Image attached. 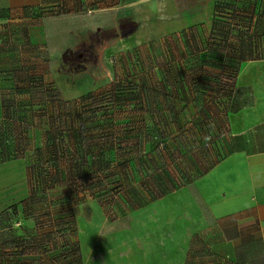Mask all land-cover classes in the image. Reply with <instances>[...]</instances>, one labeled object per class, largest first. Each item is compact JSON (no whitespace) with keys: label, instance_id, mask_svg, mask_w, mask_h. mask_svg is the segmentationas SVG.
<instances>
[{"label":"crops","instance_id":"0c3cea01","mask_svg":"<svg viewBox=\"0 0 264 264\" xmlns=\"http://www.w3.org/2000/svg\"><path fill=\"white\" fill-rule=\"evenodd\" d=\"M217 1L0 0V130L31 100L10 92L17 67L28 62L66 103L110 85L118 95L113 108L121 107L122 121L131 124L124 136L137 144L131 155L140 169V206L108 233L121 230V255L96 237L81 247L83 264H264V58L255 51L236 75L247 98L241 108L233 110L229 92L211 91L216 79L208 71L224 69V59L200 66L190 37L212 36ZM249 1V23L245 12L230 29L221 28L236 35L222 38L223 51L264 50V0H255L261 9ZM247 32L249 40L239 36ZM177 38L181 60L173 70L150 62L151 45ZM139 47L148 49L149 63L133 64L132 49ZM118 54L130 57L127 65L116 61L105 69L103 60ZM42 57L45 71L38 66ZM91 59L96 65H88ZM114 117L116 127L123 123ZM1 162L0 214L30 194L27 183L15 191L12 164Z\"/></svg>","mask_w":264,"mask_h":264},{"label":"rangeland","instance_id":"374dc122","mask_svg":"<svg viewBox=\"0 0 264 264\" xmlns=\"http://www.w3.org/2000/svg\"><path fill=\"white\" fill-rule=\"evenodd\" d=\"M188 18L190 26L193 18L191 15ZM204 34L197 31L195 36L190 37L191 56L195 62L204 59V46L207 40L212 41L209 35ZM249 37H252V33L246 35L245 39L249 40ZM179 39L161 40L151 45L153 55L150 56L148 49L144 47L132 49L133 64H147L149 56L152 64L173 70L181 60V56L177 55ZM216 40L220 41L219 38ZM229 40L235 41V35ZM255 51V57L264 58V50L250 47L242 50L224 48V51L220 50L218 53L219 58H216L220 60L224 56V69L208 71L216 79L211 91L217 95L222 91L229 92L228 95L233 97L234 111L247 101L243 92L236 87V75L244 61L255 59ZM241 53L244 56H240ZM118 55L112 60H103L104 68L116 64V61L126 66L130 57ZM42 59L43 57L38 61V66L45 71L49 63L47 65ZM97 62L91 59L88 65H96ZM232 63L237 65L236 72L227 68ZM24 65L32 67L29 62ZM115 93L117 92L113 93L109 85L104 91L93 92L89 98L84 96L60 106L57 100L45 93L39 97L41 108L21 114L17 125L8 123L5 127L2 126L0 142L6 146H0V162L2 159V164H12L14 178L11 179L14 181L15 191L23 192L27 183L30 185V194L8 212L6 210L0 214V264H83L81 247H91L96 237L104 243L105 239L111 241L112 246H116L118 250H115L116 254L121 255V230L116 235L108 233L112 228H122L121 222L126 212L130 208H139L142 197L141 187L136 183L138 169L135 170L134 155H131L137 144L133 146L132 139L124 136L130 132L131 124L124 121V118L122 121L125 112H118L121 107L117 110L113 108L114 95L118 96ZM115 115L119 117L118 122H123L117 127L114 123ZM66 116L73 120L70 127L62 124V119ZM221 117H217L220 123ZM218 120L214 123H218ZM222 124L225 125V121L220 125ZM120 129L123 137L116 138L115 131ZM4 133L7 134L3 135ZM49 136L58 138L59 141L62 137H68L67 144L63 146L68 147L65 153L70 155L69 162L67 163V158L62 160L59 169L55 167V160L50 161L47 155ZM4 138L7 139L6 142H3ZM10 141L12 144H9ZM136 158L139 159V155ZM97 170H100L101 175L96 173ZM84 174H87L89 181L86 183L87 187L81 181ZM33 183L36 188L34 195ZM145 190L147 188L144 187V192Z\"/></svg>","mask_w":264,"mask_h":264},{"label":"trees","instance_id":"16d2710c","mask_svg":"<svg viewBox=\"0 0 264 264\" xmlns=\"http://www.w3.org/2000/svg\"><path fill=\"white\" fill-rule=\"evenodd\" d=\"M254 2H256L254 0ZM243 5V8L240 7ZM252 2H250L249 0H243L241 5H238L236 0H218L217 1V5H216V15H215V21L213 24V30H212V41L207 40V44L206 47H208L209 45H212L208 48H206V54H204V59H200L199 62H201L202 65H206V61L212 60L213 62H223V58L221 56L220 60L216 59L219 58V54L220 50L223 51L222 48H220V44L222 42H224L222 40V38L227 39L231 34H228V32H226L225 35L221 34V28H229V26H233L234 25V20H235V16H239L241 14V16L243 18V13H249V9L252 7ZM258 9L262 7V5L259 2H256V4H254ZM243 9V12H242ZM245 23H249L250 19H252L251 17H245ZM228 29V31H229ZM249 32V31H248ZM247 32V33H248ZM251 33L245 34V33H240L239 36H246L249 35ZM234 36V35H233ZM236 36V35H235ZM253 36V34H252ZM227 37V38H226ZM231 37V36H230ZM220 39L219 42H217L218 40L216 39ZM251 38V37H249ZM216 46V47H215ZM205 51V50H204ZM243 53H241L240 56H242ZM244 56V55H243ZM224 57V56H223ZM239 57V56H238ZM245 62V61H244ZM236 63H232L229 65V67H227L229 70L230 68L233 69L232 72H236ZM17 71H16V75L18 76V80L15 84V86L13 88L10 89V92L12 94V96H23V95H28L29 97H31L30 102L26 103H20L19 110H18V114L14 115V117L12 118V122L10 123H14L15 125H17V123L20 122L19 120V116L25 115L26 112H30L33 108H37L40 107L41 108V102L39 100V97L45 95V93L47 94V96L49 95L50 98H54L55 100L58 101L59 106L60 105H66L68 103H66L62 97L59 95L58 91L51 88V86L44 81L43 75L38 71L37 67L35 65H32V67H28L27 65H19L17 67ZM231 71V70H230ZM16 77V76H15ZM217 91V90H216ZM51 98V99H52ZM89 98V96H88ZM35 101V102H34ZM35 103V104H34ZM34 104V105H33ZM29 107L30 111H20L22 108H26ZM35 110V109H34ZM32 110V111H34ZM35 112V111H34ZM63 121V125H66L68 127L72 126V122L73 120H70L69 117H65L62 119ZM7 133H4L3 135H5ZM68 137H62V140L59 141L58 138H53V136H49L47 137V155L49 156L50 161L55 160V167H57L58 169L60 168V164L62 162V160H64L65 158H67V163L69 162V158L70 155L68 153H65L68 149V147H64L63 145L67 144L68 142ZM7 139H3V142H6ZM62 143V144H61ZM9 144H12L11 141L9 142ZM80 145H82L81 142H79ZM165 143H162V147H164ZM0 146H6L4 144H2L0 142ZM66 149V150H65ZM65 150V151H64ZM31 168V167H30ZM98 175H101L100 170H97ZM97 178L101 179V176H97ZM38 181V179H37ZM82 183L85 184L88 183L89 181H87V174H84L82 177ZM38 183L40 184V181H38ZM87 187V186H86ZM36 190L35 185L33 183V187H32V194L34 195V191ZM32 195V196H33ZM34 197H32L33 199ZM9 210H7L8 212ZM69 231V230H68ZM67 231V232H68ZM50 236L52 237V234H50Z\"/></svg>","mask_w":264,"mask_h":264}]
</instances>
